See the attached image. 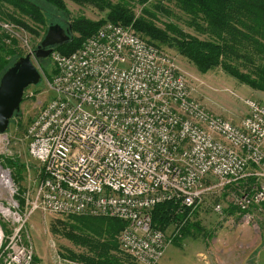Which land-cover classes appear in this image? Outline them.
Instances as JSON below:
<instances>
[{"label":"built area","instance_id":"built-area-1","mask_svg":"<svg viewBox=\"0 0 264 264\" xmlns=\"http://www.w3.org/2000/svg\"><path fill=\"white\" fill-rule=\"evenodd\" d=\"M51 60L53 98L26 130L39 165H26L22 186L0 158V264H33L26 226L38 210L123 220L121 249L137 264H158L167 239L153 227L157 204L193 210L228 186L244 221L264 205V100L243 99L248 113L237 123L211 112L176 58L131 24L107 21ZM56 249V264H75Z\"/></svg>","mask_w":264,"mask_h":264},{"label":"rangeland","instance_id":"rangeland-1","mask_svg":"<svg viewBox=\"0 0 264 264\" xmlns=\"http://www.w3.org/2000/svg\"><path fill=\"white\" fill-rule=\"evenodd\" d=\"M65 1L70 11V19L85 16L97 21L105 18L108 11H102L92 5L82 6L72 0ZM112 1L117 2L118 0ZM42 3L44 7L51 8V12L54 13L49 20L45 19L47 24H38L26 18L28 24L37 30L39 35L0 15L1 22L8 24V27L0 26V34L8 38L6 43L10 44L15 41L20 56L31 53L33 62L41 72L40 82L25 90L20 110L14 115L10 123L8 131L10 145L2 151L7 155L0 154L4 160L7 158L19 159L25 166L29 165L32 170L39 163L33 160L28 153L26 130L40 109L53 98V92L47 90L44 76V72H50L52 62L49 60L39 64L34 52L51 24L58 23L64 30L70 26V19L66 18L55 6L43 1ZM133 3V8L139 15L143 6L137 3V0H133ZM167 4H170L175 15L172 17L159 15L158 24L164 26V23L173 21L184 30L196 34L195 30L187 26V19L183 17V13L173 4ZM176 16H182V19H177ZM73 37L71 35L70 39ZM164 50L176 58L179 67L187 73L190 83L195 87L194 96L211 112L237 123L248 113V108L243 99L264 100V91L256 90L239 82L221 68L203 73L174 49L164 48ZM227 187L216 188L206 193L197 208L188 210V216L192 220L190 229H182L183 222H173L165 227L167 248L158 264H162V261L165 264H264V205L259 209H252L253 219L244 221L235 203L234 192L237 188ZM218 203H221L222 211L215 210ZM79 222L81 221L69 215L36 211L26 226L36 258L33 264H56L54 262V250L56 248L63 258L75 264H92L90 260L97 262L98 256L96 255H99L100 250L107 249V247L110 248L109 250H115L114 252L118 257H122L123 263L135 264L133 259L131 260L128 254L121 249L119 237L122 229L113 235L97 234L92 229L83 228ZM112 241H115L117 246ZM52 243H55V249ZM113 245L116 247L114 248ZM181 250H186L187 255H184L185 253H182ZM193 250H209L212 251V254L199 255ZM70 252L75 253V257H69ZM83 254L89 257L88 263L84 261Z\"/></svg>","mask_w":264,"mask_h":264},{"label":"trees","instance_id":"trees-1","mask_svg":"<svg viewBox=\"0 0 264 264\" xmlns=\"http://www.w3.org/2000/svg\"><path fill=\"white\" fill-rule=\"evenodd\" d=\"M42 1L55 6L70 19V11L65 0H0V15L39 35L37 30L28 24L26 18L38 24H47L45 19L49 20L54 13L51 12V8L44 7ZM72 1L82 6L92 5L102 11H108L105 18L97 21L85 16L71 18L70 34L74 37L57 45L54 50L64 54L73 52L81 46L85 38L107 21L132 24L148 42L162 50L174 49L200 72L206 73L221 68L239 82L264 91V0H137V3L143 6L139 15L133 8V0ZM167 3L173 4L183 13V17L187 19V26L195 30L196 34L184 30L173 21L164 23V26L158 24L159 15L167 17L175 15ZM176 17L182 19V16ZM7 39L5 35L0 34V78L21 55L16 48V42L8 44ZM49 60L51 55L37 61L43 64ZM54 72L52 64L50 72L44 74L51 77ZM3 165L13 169V179L23 186L26 170L23 162L16 158H7ZM69 216L81 221L79 224L81 223L83 228L92 229L97 234L113 235L125 226V221L118 218ZM173 222H183L182 229H190L192 220L188 216V209L172 201L157 204L152 213L153 227L164 231L165 227ZM112 242L117 246L115 241ZM116 246L113 245L114 248ZM109 249L107 247L102 249L104 251L100 250L99 255H96L97 262L90 260V263L125 264L115 250ZM68 256L73 258L75 253L70 252ZM82 257L84 261L89 262L87 255L83 254Z\"/></svg>","mask_w":264,"mask_h":264},{"label":"water","instance_id":"water-1","mask_svg":"<svg viewBox=\"0 0 264 264\" xmlns=\"http://www.w3.org/2000/svg\"><path fill=\"white\" fill-rule=\"evenodd\" d=\"M70 27L51 24L35 50V58L49 57L54 48L71 38ZM41 72L32 60L31 53L18 57L0 78V132H7L14 115L19 112L25 90L37 85Z\"/></svg>","mask_w":264,"mask_h":264},{"label":"crops","instance_id":"crops-1","mask_svg":"<svg viewBox=\"0 0 264 264\" xmlns=\"http://www.w3.org/2000/svg\"><path fill=\"white\" fill-rule=\"evenodd\" d=\"M261 100H263V99H261ZM181 251H182V253H185L184 255H187L186 250H181ZM193 252H198L199 255L203 254L204 256L207 255V253L212 254V251H209V250H206V251L205 250H193ZM162 264H165L164 261H162Z\"/></svg>","mask_w":264,"mask_h":264}]
</instances>
